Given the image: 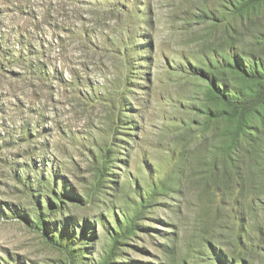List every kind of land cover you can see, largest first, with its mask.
Returning a JSON list of instances; mask_svg holds the SVG:
<instances>
[{"label":"rangeland","instance_id":"374dc122","mask_svg":"<svg viewBox=\"0 0 264 264\" xmlns=\"http://www.w3.org/2000/svg\"><path fill=\"white\" fill-rule=\"evenodd\" d=\"M242 53L264 2L0 0V264H264V104L235 151L206 95Z\"/></svg>","mask_w":264,"mask_h":264},{"label":"trees","instance_id":"16d2710c","mask_svg":"<svg viewBox=\"0 0 264 264\" xmlns=\"http://www.w3.org/2000/svg\"><path fill=\"white\" fill-rule=\"evenodd\" d=\"M253 1L255 3L264 2V0ZM231 68L239 80L247 83L245 89L231 88L228 90L220 80H217L211 82L206 95L218 106L214 110L216 119L225 120L234 126L232 132L227 135L233 136L236 151L240 145L239 139L248 129L257 114V109L264 104V60L255 58L252 54H243V59H233ZM261 125L263 126L264 122ZM261 131L255 128L256 134ZM116 237L119 239L120 235Z\"/></svg>","mask_w":264,"mask_h":264}]
</instances>
